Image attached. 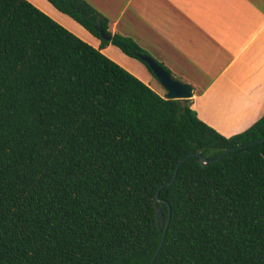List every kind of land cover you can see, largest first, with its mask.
I'll use <instances>...</instances> for the list:
<instances>
[{
    "label": "trees",
    "instance_id": "1",
    "mask_svg": "<svg viewBox=\"0 0 264 264\" xmlns=\"http://www.w3.org/2000/svg\"><path fill=\"white\" fill-rule=\"evenodd\" d=\"M47 1L101 44L0 0V264H151L170 214L153 264H264V116L220 134L106 56L155 77L86 0ZM197 153L222 157L188 158L167 186Z\"/></svg>",
    "mask_w": 264,
    "mask_h": 264
},
{
    "label": "crops",
    "instance_id": "2",
    "mask_svg": "<svg viewBox=\"0 0 264 264\" xmlns=\"http://www.w3.org/2000/svg\"><path fill=\"white\" fill-rule=\"evenodd\" d=\"M29 1L65 28L75 26L55 9ZM86 1L109 19L112 35L131 38L191 84L192 108L220 134H239L264 116V0ZM93 38L91 45L100 48ZM143 68L128 69L150 86Z\"/></svg>",
    "mask_w": 264,
    "mask_h": 264
},
{
    "label": "water",
    "instance_id": "3",
    "mask_svg": "<svg viewBox=\"0 0 264 264\" xmlns=\"http://www.w3.org/2000/svg\"><path fill=\"white\" fill-rule=\"evenodd\" d=\"M100 34H101L102 39H104L108 42H111L113 39L112 34H106L103 31H101ZM136 55L141 61L145 62L148 65V67L151 69V71L153 72V74L155 75L157 80L163 86L164 90L166 91L165 95L163 96L164 99H167V100H189V99H192V97L195 95L194 87L191 84L181 82V81L175 79L167 70H165L161 65H159V63L154 58H152L149 55H145V54H141V53H136ZM261 142H264V139H260L258 141L253 142V143H250V144L261 143ZM229 151L230 150L226 151L224 154L228 153ZM193 156L198 157L202 164H208L210 162L218 161L222 157V155H221L214 160H209L206 157H204L198 153L190 155L189 157L183 159V161L179 164V166L176 169V173H175L174 178L166 184L167 186L171 185L174 182V180L176 179V175H177L179 167L183 163H185L188 158H191ZM157 200L160 203L167 204V202L165 200L160 198L159 194H157ZM170 211L171 210L169 208V213H170ZM170 217H171V214L168 217L161 244H160L159 249H158V251H157V253L153 259V262L151 264L154 263V260L156 259L160 250L163 247V244L165 242V238L167 235V231L169 228V224H170ZM156 218H157L158 226H159V228H161L162 222H163V213H162L161 209L158 210Z\"/></svg>",
    "mask_w": 264,
    "mask_h": 264
},
{
    "label": "rangeland",
    "instance_id": "4",
    "mask_svg": "<svg viewBox=\"0 0 264 264\" xmlns=\"http://www.w3.org/2000/svg\"><path fill=\"white\" fill-rule=\"evenodd\" d=\"M29 1V0H28ZM30 2V1H29ZM36 2H38V4H40V6H45V7H50L49 10L55 9L56 11H58L50 2H48L47 0H36ZM36 6V5H35ZM37 7V6H36ZM43 7V8H45ZM44 12V11H43ZM59 14L61 16H63L62 20L65 21V19L71 21V23L75 24L74 27H68L69 30L71 32H73L74 34H76L77 36H82L81 39H83L86 42H94V38L92 35H90V33H88L81 25H79L77 22H75L72 18H70L69 16L62 14L60 11H58ZM51 17V16H50ZM58 22V21H57ZM67 28V29H68ZM78 28V30H77ZM86 33V35H85ZM79 34V35H78ZM91 44V43H90ZM110 59H112L113 61H115L117 64H119L120 66H122L121 64H124L125 66H127L129 69L132 70H140L143 71L142 69H144L143 67H145V69L148 71V69L146 68V66L144 64H142V62H140L137 59L131 58L127 55H125L124 53H122L118 48L114 47V46H110L108 52L105 53ZM150 56V55H149ZM152 58H154L153 56H151ZM157 60V59H155ZM124 62V63H123ZM143 66V67H142ZM123 68H125L127 71H129L130 73H132L133 75H135L137 78H139L136 74H134L132 71H130L128 68L122 66ZM149 75L152 77V80H150V87L156 91L158 94L164 96V88L163 86L160 84V82L157 80L156 77L152 76V74H150V72L148 71ZM172 76L179 80V78L175 77V75L172 74ZM140 79V78H139ZM141 80V79H140ZM142 81V80H141ZM180 81V80H179ZM182 82V81H181Z\"/></svg>",
    "mask_w": 264,
    "mask_h": 264
}]
</instances>
